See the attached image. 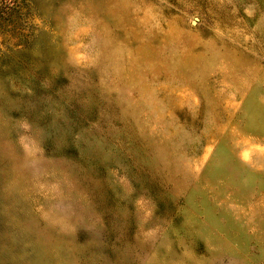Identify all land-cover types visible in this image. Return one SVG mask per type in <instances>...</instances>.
Instances as JSON below:
<instances>
[{"label":"rangeland","instance_id":"1","mask_svg":"<svg viewBox=\"0 0 264 264\" xmlns=\"http://www.w3.org/2000/svg\"><path fill=\"white\" fill-rule=\"evenodd\" d=\"M0 264H264V0H0Z\"/></svg>","mask_w":264,"mask_h":264}]
</instances>
